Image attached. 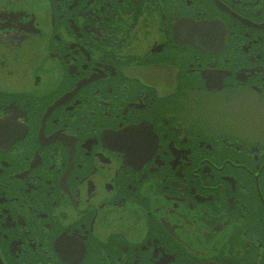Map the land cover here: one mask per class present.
Listing matches in <instances>:
<instances>
[{
	"label": "flooded vegetation",
	"instance_id": "af4514ba",
	"mask_svg": "<svg viewBox=\"0 0 264 264\" xmlns=\"http://www.w3.org/2000/svg\"><path fill=\"white\" fill-rule=\"evenodd\" d=\"M0 264H264V0H0Z\"/></svg>",
	"mask_w": 264,
	"mask_h": 264
}]
</instances>
